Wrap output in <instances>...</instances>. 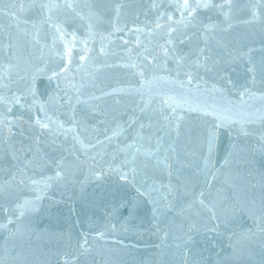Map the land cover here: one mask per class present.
I'll return each instance as SVG.
<instances>
[{
    "label": "water",
    "instance_id": "95a60500",
    "mask_svg": "<svg viewBox=\"0 0 264 264\" xmlns=\"http://www.w3.org/2000/svg\"><path fill=\"white\" fill-rule=\"evenodd\" d=\"M0 264H264V0H0Z\"/></svg>",
    "mask_w": 264,
    "mask_h": 264
}]
</instances>
